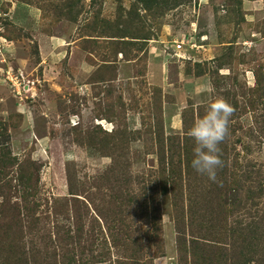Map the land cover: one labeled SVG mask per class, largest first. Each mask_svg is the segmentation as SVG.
Returning a JSON list of instances; mask_svg holds the SVG:
<instances>
[{
	"label": "rangeland",
	"instance_id": "obj_1",
	"mask_svg": "<svg viewBox=\"0 0 264 264\" xmlns=\"http://www.w3.org/2000/svg\"><path fill=\"white\" fill-rule=\"evenodd\" d=\"M23 1L42 11L45 31L78 44L65 86L36 81L22 103L29 145L15 149L9 133L23 115L0 116V246L22 245L28 264H264V8L254 12L264 0H251L252 13L244 0ZM0 18L36 60L31 32ZM192 26L207 45L186 54L187 101L168 128L147 64L159 49L176 80L173 41L195 36ZM84 62L96 66L86 78ZM216 97L235 111L214 182L192 168L187 132Z\"/></svg>",
	"mask_w": 264,
	"mask_h": 264
},
{
	"label": "crops",
	"instance_id": "obj_2",
	"mask_svg": "<svg viewBox=\"0 0 264 264\" xmlns=\"http://www.w3.org/2000/svg\"><path fill=\"white\" fill-rule=\"evenodd\" d=\"M244 10L252 13V9H255V5L251 0H244ZM260 10H255V14H261L263 6H260ZM0 17L8 18L13 24H16L26 30H29L33 36L34 42H37L38 57L34 60L31 53L27 50L21 49L18 42L7 38L0 32V38L4 40L2 55L0 56V116L5 120L12 118V112L18 111L23 115V121L20 126L10 125L9 133L12 138L13 147L16 149L20 146L21 149L30 144L29 141H33L30 137L33 131L32 126L29 124V114L25 109L24 104H20L10 92V89L4 78L3 71L9 66L21 68L29 79L39 82L47 83L50 90L60 91L65 85L64 65H66V59L74 52V49L78 44V36L72 37L69 34H55L49 33L43 29L44 18L42 11L23 0H0ZM1 19V18H0ZM73 33L76 34L78 25H73ZM0 29H2L0 27ZM189 33L194 34V38L197 41V48H184L181 52L190 53L191 51H198V53L204 52L206 47L205 39L207 35H202L198 31L197 26H192ZM3 30V29H2ZM195 31V33H193ZM1 31V30H0ZM186 36V35H184ZM183 39V38H181ZM179 39V40H181ZM173 41L172 48L175 45ZM202 50V51H201ZM201 51V52H200ZM197 55V54H196ZM161 53L159 49L152 52L147 64L146 79L150 86H157L164 89V116L168 128H177V117H180L184 108V103L187 101V84L184 82L185 77L188 75L187 68L189 63L186 58L180 59L177 71L176 80L172 78L171 66L166 58H160ZM69 64V61L67 62ZM95 65L89 62H84L81 65L82 78L88 77ZM132 65L127 62H123L119 67V80H128L131 77ZM74 72L76 78H78V68ZM182 81L183 83H181ZM202 83L196 81V88L201 90L205 88L207 80L203 78ZM173 91V92H172ZM168 93L175 94V99L169 97ZM26 137V142L21 141ZM18 142V144H16Z\"/></svg>",
	"mask_w": 264,
	"mask_h": 264
},
{
	"label": "clouds",
	"instance_id": "obj_3",
	"mask_svg": "<svg viewBox=\"0 0 264 264\" xmlns=\"http://www.w3.org/2000/svg\"><path fill=\"white\" fill-rule=\"evenodd\" d=\"M233 106L223 97L207 104L204 114L194 121L187 135L195 142L192 168L210 180H217L218 169L224 167L220 158V144L229 136V125L234 114Z\"/></svg>",
	"mask_w": 264,
	"mask_h": 264
},
{
	"label": "built area",
	"instance_id": "obj_4",
	"mask_svg": "<svg viewBox=\"0 0 264 264\" xmlns=\"http://www.w3.org/2000/svg\"><path fill=\"white\" fill-rule=\"evenodd\" d=\"M3 42L4 40L0 38V56L2 55ZM185 47H198L194 36H184L183 39L175 41L173 50L178 58H186L187 53L181 52ZM3 73L10 92L18 99L19 103L22 104L25 100V97L28 96V93L35 87L36 81L29 79L21 68H16L14 66L7 67Z\"/></svg>",
	"mask_w": 264,
	"mask_h": 264
},
{
	"label": "trees",
	"instance_id": "obj_5",
	"mask_svg": "<svg viewBox=\"0 0 264 264\" xmlns=\"http://www.w3.org/2000/svg\"><path fill=\"white\" fill-rule=\"evenodd\" d=\"M28 2V1H26ZM30 3V2H28ZM32 4V3H31ZM259 176L263 175L261 173V170H259V173H258ZM261 183V182H260ZM262 184H260L261 186ZM259 189V187H258ZM261 192H259V194L262 193V188L260 190ZM249 226V225H248ZM248 228V227H247ZM258 229V228H256ZM7 233H12L11 230H8ZM44 247L40 246V249L38 250V252H43V250L45 251L47 249V245L46 244H43ZM3 248L4 251H6V257H2L0 255V264H28V261L25 258L26 256V249H22V245L20 244H8V245H3L2 247L0 246V250ZM1 253V251H0ZM35 264H51V260H48L47 259V256H42L41 259H40V262L36 263Z\"/></svg>",
	"mask_w": 264,
	"mask_h": 264
}]
</instances>
